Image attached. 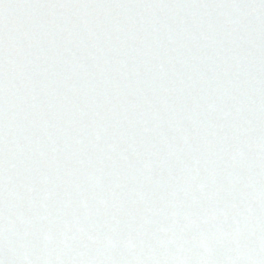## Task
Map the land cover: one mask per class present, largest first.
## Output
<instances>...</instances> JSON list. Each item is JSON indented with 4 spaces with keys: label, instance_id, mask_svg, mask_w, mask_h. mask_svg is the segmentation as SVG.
Instances as JSON below:
<instances>
[{
    "label": "snow or ice",
    "instance_id": "1",
    "mask_svg": "<svg viewBox=\"0 0 264 264\" xmlns=\"http://www.w3.org/2000/svg\"><path fill=\"white\" fill-rule=\"evenodd\" d=\"M0 264H264V0H0Z\"/></svg>",
    "mask_w": 264,
    "mask_h": 264
}]
</instances>
